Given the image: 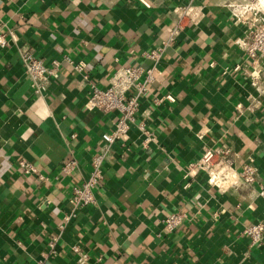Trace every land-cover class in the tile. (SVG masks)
Returning <instances> with one entry per match:
<instances>
[{"label": "crops", "instance_id": "0c3cea01", "mask_svg": "<svg viewBox=\"0 0 264 264\" xmlns=\"http://www.w3.org/2000/svg\"><path fill=\"white\" fill-rule=\"evenodd\" d=\"M244 1H206L202 22L183 24L169 41L172 10L189 0H0V34L16 38L0 50V264H77L73 245L86 264H264V241L250 247L241 234L264 222L256 194L264 188V59L254 62L234 45L244 28L228 8ZM163 43L136 122L155 142L142 147L133 128L127 147L113 144L95 203L60 229L71 186L87 177L100 135L117 117L84 109L89 86L105 88L122 66L149 67L142 54ZM20 47L46 65L59 62L42 98L23 80ZM168 95L173 101L152 102ZM203 145L228 148L235 167L252 159L251 189L222 194L202 174L184 180ZM68 157L78 170L62 175ZM21 161L44 179L24 174ZM177 211L186 218L164 233V218ZM52 238L56 253L43 259Z\"/></svg>", "mask_w": 264, "mask_h": 264}, {"label": "built area", "instance_id": "2783aa9c", "mask_svg": "<svg viewBox=\"0 0 264 264\" xmlns=\"http://www.w3.org/2000/svg\"><path fill=\"white\" fill-rule=\"evenodd\" d=\"M206 1L208 0H189L187 5L175 7L172 10L175 16V27L170 32L169 41L179 35L183 24L197 27L202 22L205 16ZM228 8L236 23L244 28L243 37L234 40V45L254 62L264 59V5L260 3V0H245L242 4H232ZM8 35L10 39H7L5 34H0V50L8 46L9 40L16 41L13 33H8ZM165 45L166 43H163L142 54L144 59L151 62L149 67L122 66L110 75L105 88L89 86L84 109L114 113L117 117L111 131L100 135L103 148L93 154L88 161L89 173L87 177L81 183L71 186L68 198L69 212L64 215L59 226L60 229H63L74 219L78 212L95 203L94 192L103 179V164L113 144L121 143L122 146L127 147L129 132L133 128H136L142 137V147H147L150 143L155 142L153 133L147 130L142 123L137 124L136 122L141 101L148 96V88L158 74ZM18 55L24 68L23 80L34 97L42 98L47 93L51 80L57 78L59 62L52 61L50 65H46L35 55L34 49L31 47H20ZM64 60H67L77 72L83 68L82 63L74 64L68 59ZM249 78L252 80L251 85L255 86L257 76L251 74ZM164 100L171 102L173 98L168 95L155 98L152 102L154 105H159ZM197 139H202V136H197ZM234 159L235 154L226 147L212 148L203 145L200 157L187 165L183 179L189 180L202 174L207 186L222 194H232L239 188L251 189L257 178L253 160L247 159L240 167H235ZM18 166L24 174L31 175L37 180L44 179L32 165L21 161ZM77 170V160L68 157L62 162L59 171L62 175H70ZM256 194L264 198V188H260ZM185 218L186 215L181 211L167 215L163 220V232L174 233ZM241 234L247 239L250 247L260 246L264 241V222L258 221L250 224L242 230ZM56 246V238H52L48 243V251L41 255L42 258L54 256ZM70 253L77 264L87 263L88 256L82 253L79 246H71Z\"/></svg>", "mask_w": 264, "mask_h": 264}, {"label": "clouds", "instance_id": "9594fccd", "mask_svg": "<svg viewBox=\"0 0 264 264\" xmlns=\"http://www.w3.org/2000/svg\"><path fill=\"white\" fill-rule=\"evenodd\" d=\"M260 3H261L262 5H264V0H260Z\"/></svg>", "mask_w": 264, "mask_h": 264}]
</instances>
